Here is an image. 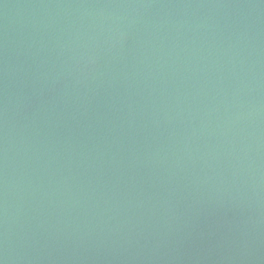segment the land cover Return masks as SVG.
Instances as JSON below:
<instances>
[{
  "label": "water",
  "instance_id": "obj_1",
  "mask_svg": "<svg viewBox=\"0 0 264 264\" xmlns=\"http://www.w3.org/2000/svg\"><path fill=\"white\" fill-rule=\"evenodd\" d=\"M0 264H264V0H0Z\"/></svg>",
  "mask_w": 264,
  "mask_h": 264
}]
</instances>
